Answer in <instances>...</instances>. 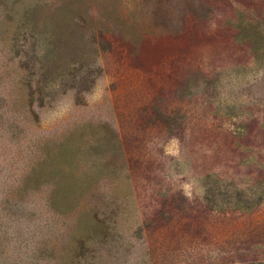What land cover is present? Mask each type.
<instances>
[{
  "label": "rangeland",
  "instance_id": "rangeland-1",
  "mask_svg": "<svg viewBox=\"0 0 264 264\" xmlns=\"http://www.w3.org/2000/svg\"><path fill=\"white\" fill-rule=\"evenodd\" d=\"M0 264H264V0H0Z\"/></svg>",
  "mask_w": 264,
  "mask_h": 264
},
{
  "label": "trees",
  "instance_id": "trees-1",
  "mask_svg": "<svg viewBox=\"0 0 264 264\" xmlns=\"http://www.w3.org/2000/svg\"><path fill=\"white\" fill-rule=\"evenodd\" d=\"M252 208H250V207H246V206H243V207H241V208H239V210H251Z\"/></svg>",
  "mask_w": 264,
  "mask_h": 264
}]
</instances>
